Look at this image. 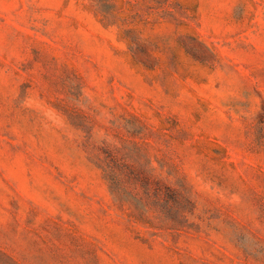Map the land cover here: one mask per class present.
<instances>
[{"label":"rangeland","instance_id":"rangeland-1","mask_svg":"<svg viewBox=\"0 0 264 264\" xmlns=\"http://www.w3.org/2000/svg\"><path fill=\"white\" fill-rule=\"evenodd\" d=\"M0 264H264V0H0Z\"/></svg>","mask_w":264,"mask_h":264}]
</instances>
